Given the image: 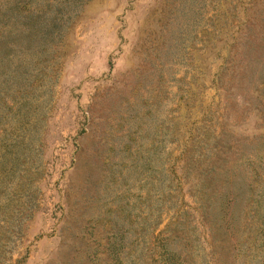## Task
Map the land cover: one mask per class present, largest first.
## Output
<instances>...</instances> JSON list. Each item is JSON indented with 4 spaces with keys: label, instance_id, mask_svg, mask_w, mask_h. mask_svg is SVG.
Here are the masks:
<instances>
[{
    "label": "rangeland",
    "instance_id": "obj_1",
    "mask_svg": "<svg viewBox=\"0 0 264 264\" xmlns=\"http://www.w3.org/2000/svg\"><path fill=\"white\" fill-rule=\"evenodd\" d=\"M0 264H264V0H0Z\"/></svg>",
    "mask_w": 264,
    "mask_h": 264
}]
</instances>
